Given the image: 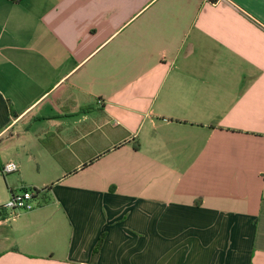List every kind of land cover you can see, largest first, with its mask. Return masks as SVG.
I'll list each match as a JSON object with an SVG mask.
<instances>
[{"label": "crops", "instance_id": "obj_1", "mask_svg": "<svg viewBox=\"0 0 264 264\" xmlns=\"http://www.w3.org/2000/svg\"><path fill=\"white\" fill-rule=\"evenodd\" d=\"M7 162L0 264H264V0H0Z\"/></svg>", "mask_w": 264, "mask_h": 264}, {"label": "built area", "instance_id": "obj_2", "mask_svg": "<svg viewBox=\"0 0 264 264\" xmlns=\"http://www.w3.org/2000/svg\"><path fill=\"white\" fill-rule=\"evenodd\" d=\"M17 171V166L14 162H7L1 168L2 174H10ZM38 200V194L32 191L21 188L19 191L10 192V198L1 209H8L11 212H28L31 211Z\"/></svg>", "mask_w": 264, "mask_h": 264}, {"label": "rangeland", "instance_id": "obj_3", "mask_svg": "<svg viewBox=\"0 0 264 264\" xmlns=\"http://www.w3.org/2000/svg\"><path fill=\"white\" fill-rule=\"evenodd\" d=\"M32 171H33V168H32ZM9 175L7 174H2L1 171H0V208H2L5 203L9 200L10 198V194H9V191L5 188V184H4V180L8 177ZM14 177V175H11ZM20 189V188H19ZM16 191H19V190H16ZM14 191V192H16ZM4 211L6 212L5 214V218L7 219H12L15 215H17L16 213L14 212H11L10 210L8 209H4ZM21 215L23 213L19 212ZM18 216V215H17Z\"/></svg>", "mask_w": 264, "mask_h": 264}, {"label": "trees", "instance_id": "obj_4", "mask_svg": "<svg viewBox=\"0 0 264 264\" xmlns=\"http://www.w3.org/2000/svg\"><path fill=\"white\" fill-rule=\"evenodd\" d=\"M208 1L209 2H214L215 0H208ZM134 148L137 149L138 145H135ZM28 190L32 191L35 194L41 193L40 191L35 190V189H28ZM42 191H44V190H42ZM100 244H101V238H100L98 244L95 246V248L92 251L91 259H90L91 264H95V262H96V258H97V255H98V249H99Z\"/></svg>", "mask_w": 264, "mask_h": 264}]
</instances>
